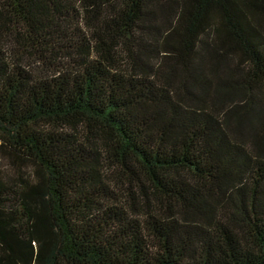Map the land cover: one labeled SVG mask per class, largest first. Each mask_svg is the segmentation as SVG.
Masks as SVG:
<instances>
[{"label": "trees", "instance_id": "obj_1", "mask_svg": "<svg viewBox=\"0 0 264 264\" xmlns=\"http://www.w3.org/2000/svg\"><path fill=\"white\" fill-rule=\"evenodd\" d=\"M0 264H264V0H0Z\"/></svg>", "mask_w": 264, "mask_h": 264}]
</instances>
